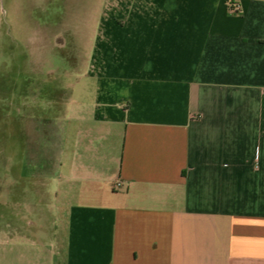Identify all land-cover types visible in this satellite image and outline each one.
<instances>
[{
  "label": "crops",
  "instance_id": "1",
  "mask_svg": "<svg viewBox=\"0 0 264 264\" xmlns=\"http://www.w3.org/2000/svg\"><path fill=\"white\" fill-rule=\"evenodd\" d=\"M104 5L0 264H264V0Z\"/></svg>",
  "mask_w": 264,
  "mask_h": 264
},
{
  "label": "rangeland",
  "instance_id": "2",
  "mask_svg": "<svg viewBox=\"0 0 264 264\" xmlns=\"http://www.w3.org/2000/svg\"><path fill=\"white\" fill-rule=\"evenodd\" d=\"M104 2L0 0L2 216L9 215L14 206L24 216L40 214L49 218L51 214V208H29L31 203H39L31 181L32 160L55 153L62 132L56 112L46 108L47 99L49 105L54 100L46 92L53 94L57 84L67 87L74 82L70 74L74 59L78 58L81 47L88 56L90 42H94L95 30L104 12ZM80 67L85 71L87 60ZM52 198L50 195L49 199Z\"/></svg>",
  "mask_w": 264,
  "mask_h": 264
},
{
  "label": "built area",
  "instance_id": "3",
  "mask_svg": "<svg viewBox=\"0 0 264 264\" xmlns=\"http://www.w3.org/2000/svg\"><path fill=\"white\" fill-rule=\"evenodd\" d=\"M237 9H238V7L236 5L232 6V10H237ZM120 185H121V182H119V181L115 184L116 187H118Z\"/></svg>",
  "mask_w": 264,
  "mask_h": 264
}]
</instances>
